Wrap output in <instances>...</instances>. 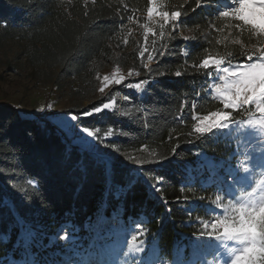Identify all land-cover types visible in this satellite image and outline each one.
I'll use <instances>...</instances> for the list:
<instances>
[{"label":"trees","instance_id":"obj_1","mask_svg":"<svg viewBox=\"0 0 264 264\" xmlns=\"http://www.w3.org/2000/svg\"><path fill=\"white\" fill-rule=\"evenodd\" d=\"M167 3L168 12H182L174 23L189 39H182L178 29L165 32L156 50L166 44V54L156 51L154 64L140 78L150 81L146 91L130 92L119 85L85 111L70 110L82 116L112 101L120 91L128 92V100H117L122 111L105 110L100 120L82 116V124L100 127L102 133L112 128L110 143L119 149L141 150V158L152 161L137 168L141 175L129 166L114 164L109 170L69 143L54 123L0 103V259L12 256L40 264L46 255L36 232L54 233L65 223H69L70 239L54 249L64 252L77 243L86 248L87 227L100 212L104 216L117 212L121 227L144 217L148 234L163 254L171 256L176 246L199 234L201 219L211 217L208 205L215 199L217 185H203L207 172L202 162L224 158L235 164L238 148L220 133L198 138L193 130V115L201 117L222 108L210 94L208 73L213 75V70L199 64L205 57L244 60L241 52L257 42L246 31L224 27L225 19L215 15L224 0H202L200 7L196 0ZM148 7L149 0H0V21L7 22L6 28L0 24V50L16 43L31 67L55 71L60 80L84 79L95 73L97 63H127L122 51L127 17L146 14ZM177 71L182 75L176 76ZM129 107L133 108L129 117L120 115ZM142 174L151 175L152 183L163 177L161 192ZM30 179L36 180L37 188L28 185ZM129 184L134 187L126 195L117 193Z\"/></svg>","mask_w":264,"mask_h":264},{"label":"rangeland","instance_id":"obj_2","mask_svg":"<svg viewBox=\"0 0 264 264\" xmlns=\"http://www.w3.org/2000/svg\"><path fill=\"white\" fill-rule=\"evenodd\" d=\"M167 6V0H158V8L160 11H167ZM160 22V18L155 14L151 20L148 19V13L137 15L125 26V30L122 34L124 46L122 51L128 59L127 63L122 65L120 63L109 62L104 66L97 63L94 68L95 73L86 75L84 79L60 80L55 71L48 72L44 68L39 70L35 69L31 67L26 58L20 53V49L16 43L9 44L4 49L0 50V103L16 105L54 123L65 132L68 136L69 143L73 142L82 152H87L96 161L106 164L109 170H111L114 164L129 166L135 167L134 171L141 175V171L137 169L141 167V165H137L127 159L128 156L142 159L143 153L141 150L120 149V151L117 152L114 150V148L117 147L110 143L109 140H107L105 144H100L94 141L93 138L87 137L86 134L82 132H75L70 128V125L76 122L71 121L70 116L76 113L70 110L85 111L90 104L102 101V98L110 90L119 86L115 85L110 80L109 87L105 88L103 93L100 92L99 88L103 83V77L105 75L113 77L114 74H119L127 77L129 71H138L140 73L139 76L127 77L120 85L127 88L126 85L129 82H140V78L144 76L149 67L154 64V59L149 62L147 57L149 54H153L155 58L156 51L154 50H156L161 40ZM224 22V27L230 23H235V21L226 19ZM146 24L156 32V35L153 36L151 33H148L147 47L149 51L145 52L143 58H141L140 52L145 47L146 29L143 26ZM169 29L172 30L171 25H165L164 33ZM176 29H178L183 36H188V33L179 26L176 27ZM254 39L257 42V38L254 37ZM253 45L257 44H252L248 49H253ZM132 52H136L137 55L133 57L132 54H130ZM145 63L148 64L147 69L144 67ZM232 63H247V61L244 59ZM117 70H119L118 73ZM210 78L212 83L219 82L215 78V73ZM127 89L130 92H136L133 89ZM127 94L128 92L125 91H120L117 94L115 99L112 100L115 101L113 109L118 108V111H122L121 104H119L117 100L120 99L123 101ZM218 111L232 110L223 109L222 107L215 112ZM82 116L84 117L87 115L82 114ZM82 116L80 115L79 123L83 127L85 123L82 124ZM92 116H98L100 120L101 117L104 116V111ZM247 116L248 114L244 110L233 112V119L237 121L247 119ZM202 117L203 116H201V118ZM198 122L203 126V124H206L208 121L196 120V123ZM236 127V125H233L234 129ZM218 133L234 140L238 149L236 151L235 164L230 159L224 158L220 160L208 158L202 162L207 172L206 182H204L203 185L216 183V195L222 194L219 188L221 182L225 180L228 171L237 165L238 159H243L242 155L239 157L237 156L238 150L242 153L244 146L248 144L250 140H253V137L247 135V130H236L231 133H229L228 130H224ZM256 139L259 138L257 137ZM142 175L144 178L146 176L148 178L151 176L148 174ZM227 180L230 183L232 177L227 176ZM120 189L122 188L117 189L118 194L121 192ZM211 206V204L208 205V208ZM211 218L212 216L209 220ZM146 223L147 221L143 217L135 220L133 224L121 227L117 212H112L108 216H104L102 212H100L87 227L86 237L89 239L88 246L83 248V246H80L81 243L73 244V247L66 248L67 250L64 252L61 250L58 251V249H54V247L62 243V239H59V237L63 236L65 231H70L69 223L60 225L54 233L44 230L38 231L35 236L36 239L44 243L45 251H43V253L45 252L46 255V257H43L40 264H214L213 253L214 247L218 243L217 241L208 238L201 239L199 234H197L190 239L189 242H184L176 246L173 249L172 255L168 256L160 251L159 247L155 244L153 236L148 234ZM141 230L144 232L142 236L138 235ZM102 232H105V236L100 237ZM120 235L123 238L118 240ZM132 235H138L137 243L143 240L144 243L141 245L144 249L143 252H129V243ZM0 264H31V262H27L23 258L17 259L12 256H5L0 259Z\"/></svg>","mask_w":264,"mask_h":264},{"label":"snow or ice","instance_id":"obj_3","mask_svg":"<svg viewBox=\"0 0 264 264\" xmlns=\"http://www.w3.org/2000/svg\"><path fill=\"white\" fill-rule=\"evenodd\" d=\"M201 2L202 0H196L197 7L201 6ZM125 7L127 6L125 5ZM192 10L195 11V9ZM147 13L149 20L154 14L160 18L161 38L165 34V25L170 24L172 31H175L177 25L173 22L178 21L182 15L181 11H160L158 0H149ZM215 15L235 21L234 24L230 23L226 27L235 28L241 33L246 31L250 37L257 38V45H253L251 50L241 52L247 63H232L231 60L226 63L224 57H205L202 60L199 68L212 69L216 80L219 81L210 84V94L219 100L223 109L232 111L211 112L202 118L193 115V120L208 121L203 126L199 122L194 124L193 130L198 134V138H203L208 134L216 135L224 130H228L229 133L236 130H247V135L253 137V140L244 146L242 153L238 150L237 156L242 155L243 159H238L237 165L228 171L227 176H231L232 181L229 183L226 176L225 180L221 182L219 191L222 194H217L211 201L212 206L208 208L212 218L200 220L202 228L199 237L218 242L214 247V264H264V0H224V3L217 8ZM127 20L132 21L133 16H128ZM0 24L7 27L6 21H0ZM143 27L146 29L145 47L140 52L141 58L145 52L149 51L147 47L148 33L156 35V32L147 24ZM168 35L171 36V32ZM181 37L184 40L189 39L182 33ZM234 43H240V41L236 40ZM166 50L167 45L165 44L161 50L154 51H159V55L163 56L166 54ZM183 54L187 55L186 52ZM228 56L231 57L232 53H228ZM153 59L154 55L149 54L147 60L151 62ZM144 67L147 69L148 64L145 63ZM118 72L119 70H117ZM139 75L138 71L127 73V77ZM159 75H163V73ZM175 75L180 76L182 73L177 71ZM208 75L211 77L212 72H209ZM127 77L119 74H114L113 77L105 75L99 91L103 93L105 88L109 87L110 80L115 85H120ZM149 82V80L129 82L126 87L142 94L146 91L144 86ZM124 99L128 100L129 98L124 97ZM114 103L115 101L103 103L89 110L85 115L92 116L105 110H112ZM191 107L195 109L196 105L192 104ZM141 110L140 108L136 109L137 112ZM240 110L247 112V119L234 120L233 112ZM132 111L133 108L129 107L120 115L129 117ZM70 120L76 122L70 125L71 129L77 133L86 134L87 137L93 138L100 144H105L114 135L112 128L101 135L100 127H95L94 130L88 126L82 127L79 123L80 113L72 114ZM233 125L237 127L234 129ZM257 137L259 139H256ZM114 150L120 151L119 148H114ZM172 151L175 154V148ZM127 159L137 165L152 162L132 156H128ZM145 179L156 192H161L160 185L163 177H156L155 183H152L147 176ZM27 183L31 188H37L35 179H30ZM132 187L134 185L129 184L120 191L126 195ZM21 191L25 190L21 189ZM200 199H204V197H200ZM161 200L165 204L168 203L163 196H161ZM168 210L171 211V209ZM138 235H144L143 230ZM138 235H132L129 252H143L144 249L141 245L144 242L140 240L137 243ZM59 239H70V233L65 231V234Z\"/></svg>","mask_w":264,"mask_h":264},{"label":"water","instance_id":"obj_4","mask_svg":"<svg viewBox=\"0 0 264 264\" xmlns=\"http://www.w3.org/2000/svg\"><path fill=\"white\" fill-rule=\"evenodd\" d=\"M186 109V105L184 104V106H183V110H185Z\"/></svg>","mask_w":264,"mask_h":264},{"label":"built area","instance_id":"obj_5","mask_svg":"<svg viewBox=\"0 0 264 264\" xmlns=\"http://www.w3.org/2000/svg\"><path fill=\"white\" fill-rule=\"evenodd\" d=\"M64 132V131H63ZM65 133V132H64Z\"/></svg>","mask_w":264,"mask_h":264}]
</instances>
